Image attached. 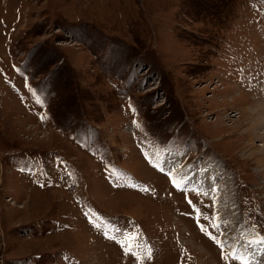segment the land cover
<instances>
[{
	"label": "rangeland",
	"instance_id": "rangeland-1",
	"mask_svg": "<svg viewBox=\"0 0 264 264\" xmlns=\"http://www.w3.org/2000/svg\"><path fill=\"white\" fill-rule=\"evenodd\" d=\"M263 132L264 0H0V264H241Z\"/></svg>",
	"mask_w": 264,
	"mask_h": 264
},
{
	"label": "bare ground",
	"instance_id": "bare-ground-1",
	"mask_svg": "<svg viewBox=\"0 0 264 264\" xmlns=\"http://www.w3.org/2000/svg\"><path fill=\"white\" fill-rule=\"evenodd\" d=\"M263 122V121H262ZM253 125H251V127H248L250 130H251V128L253 129V127H252ZM262 126V125H261ZM248 128H246L245 130H248ZM263 134H264V132H263ZM262 136V135H261ZM263 137H264V135H263ZM263 146H264V144H263ZM172 166V165H171ZM174 169V168H173ZM202 172L203 171H193L192 173H191V175H192V177L193 178H191V181H192V185H196L197 187H199V188H202V190H206L207 188H210V190H211V195H216V194H218L219 192H220V190H218L217 191V188H215L216 186H215V182H214V179H215V176H214V178H213V173H210V172H208V173H206V174H202ZM175 174V173H174ZM182 175V174H181ZM172 176V175H171ZM215 201V200H214ZM224 204H226L225 205V207H227L228 205V203H223V205ZM222 205V204H221ZM220 205V206H221ZM222 205V209H224L225 207ZM140 210L139 209H133V212H132V214L134 215V216H138L140 213H141V211L139 212ZM227 213V212H226ZM221 219V218H220ZM224 220V222H226L228 225L229 224H231V222L232 221H225V219H223ZM227 224H225V225H227ZM224 225V224H223ZM221 227V226H220ZM232 237V236H231ZM237 238H239L238 236H236V237H233V242H235L236 240L237 241H239V239H237ZM241 238V237H240ZM226 241H228L229 242V240H227V238H225V240L223 241V242H226ZM227 242V243H228ZM244 243V242H243ZM237 245V244H236ZM250 246V245H249ZM242 248H240V246L239 245H237V246H235V247H233V244H232V247H231V249H230V251H229V253H230V255L232 256V257H234L233 256V253L235 252L236 253V256H235V258H237V259H239L240 261H241V258H243L244 260H247V262L249 263V264H251V263H257V264H259V263H261V262H263V264H264V251H262V249L261 248H259V247H257V249L255 248V253L254 254H252V252H250V250H248L249 252H247L246 251V249H243V250H241ZM253 250V249H252Z\"/></svg>",
	"mask_w": 264,
	"mask_h": 264
},
{
	"label": "snow or ice",
	"instance_id": "snow-or-ice-1",
	"mask_svg": "<svg viewBox=\"0 0 264 264\" xmlns=\"http://www.w3.org/2000/svg\"><path fill=\"white\" fill-rule=\"evenodd\" d=\"M202 231L204 230L203 228L201 229ZM233 256H236V253H233ZM241 264H248L247 260H244L243 258H241Z\"/></svg>",
	"mask_w": 264,
	"mask_h": 264
},
{
	"label": "built area",
	"instance_id": "built-area-1",
	"mask_svg": "<svg viewBox=\"0 0 264 264\" xmlns=\"http://www.w3.org/2000/svg\"><path fill=\"white\" fill-rule=\"evenodd\" d=\"M237 112V111H236Z\"/></svg>",
	"mask_w": 264,
	"mask_h": 264
}]
</instances>
